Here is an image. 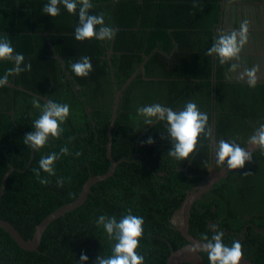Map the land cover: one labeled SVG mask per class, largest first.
Segmentation results:
<instances>
[{"label":"trees","instance_id":"obj_1","mask_svg":"<svg viewBox=\"0 0 264 264\" xmlns=\"http://www.w3.org/2000/svg\"><path fill=\"white\" fill-rule=\"evenodd\" d=\"M91 2L90 14H103L105 24L116 30L113 39L76 41L78 15L60 6V15L50 17L42 12L48 0H0V40H9L24 55L21 68L31 64V70L13 73L0 87V186L13 167L0 197V218L26 239L49 213L75 200L88 177L108 171L106 144L115 92L111 70L120 88L147 57L144 74L139 70L122 91L111 128L112 156L125 160L111 176L91 186L80 206L45 228L36 250L21 248L0 228V264H98V258L112 254L117 241L103 225H96L97 218L114 216L119 221L129 208L144 218L137 249L144 264H165L171 250L187 243L173 221L174 211L188 191L207 180L212 161L216 171L221 168L215 162V145L225 139L245 147L264 124V78L249 87L237 73L264 64L250 55L256 33L248 30L239 61L221 65L215 55H206L220 30H239L244 19L249 27L253 24V7L260 0ZM82 56L91 58L93 70L87 77L71 70ZM232 63L239 67L232 70ZM13 66L14 61H0V78ZM42 97L69 104L70 114L60 136L49 137L44 148L34 150L23 140L35 131L33 121L46 104ZM33 99L40 101V108L33 107ZM189 100L208 113L212 135L202 134L196 152L178 161L167 154L173 142L166 121L153 118L149 127L137 108L160 103L180 111ZM148 137L154 143H141ZM64 146L69 155L55 162V176L41 171L51 181L41 185L32 169L38 168L41 157L59 154ZM61 179L65 183L57 187ZM211 224L224 232L227 245L239 239L243 256L264 264V151L253 150L252 162L230 170L194 201L188 232L200 239L211 235ZM82 252L88 257L85 262L80 261ZM200 254L209 264L207 253Z\"/></svg>","mask_w":264,"mask_h":264},{"label":"clouds","instance_id":"obj_2","mask_svg":"<svg viewBox=\"0 0 264 264\" xmlns=\"http://www.w3.org/2000/svg\"><path fill=\"white\" fill-rule=\"evenodd\" d=\"M79 5V8H78ZM60 6L72 15H78V25L74 28V38L76 41L95 39L97 41L111 40L116 34V30L105 24L103 14H90L94 7L91 0H48L43 5L42 12L50 17L60 15ZM249 21L244 19L240 23L239 30L224 31L220 30L212 46L207 50L209 57L215 55L221 65L230 61H239L240 53L248 42ZM14 61V66L9 69L5 75L0 78V87H4L8 77L13 73L19 74L23 71L31 70V64L24 68L20 65L24 62V55L17 53L11 42L7 39L0 40V61ZM239 67L237 63L231 64V69L236 70ZM71 70L77 77H87L93 70L91 58L82 56L76 62L71 64ZM259 65H253L251 68H245L240 73L239 79L244 80L249 87H255L258 82L257 73ZM245 77L247 78L245 80ZM33 107L40 108V101L33 99ZM70 114V106L67 103H56L49 99L44 105L39 118L33 121L35 131L25 134L24 144L29 145L34 150L45 147L49 137L58 138L64 129L61 125L66 121ZM137 115L145 117L144 123L151 124L153 118L166 121L167 132L171 138L172 147L168 150L169 157L178 161L187 160L197 150V145L202 134L211 137L212 128L209 127V115L201 112L198 105L189 100L186 102L183 110L174 111L171 107H165L160 103H153L137 108ZM207 129V131H206ZM141 143L152 144L154 140L148 137ZM248 145L264 151V124H261L247 141ZM67 146L61 147L59 154L52 152L46 157H41L38 168L32 169L38 182L47 186L51 183L49 179L41 176V171L48 176H55V162L60 160L61 156H68ZM80 152H75L79 157ZM216 164L228 170L243 169L246 162H252V152L239 143L229 142L220 139L214 148ZM245 175L248 173L245 172ZM64 180L57 181V187H63ZM96 225H103L104 231L109 237L117 242L111 249L112 254L106 259L98 258V264H144V255L138 253L140 239L144 234V218L133 214L131 208L127 209L119 221L114 216L106 217L100 215L96 220ZM211 235L202 234L200 239L194 244H189L190 253L206 252L209 264H241L243 258V244L239 239H234L231 245L224 242V232L217 228V225L211 224L209 228ZM88 257L80 255V261L85 262Z\"/></svg>","mask_w":264,"mask_h":264},{"label":"water","instance_id":"obj_3","mask_svg":"<svg viewBox=\"0 0 264 264\" xmlns=\"http://www.w3.org/2000/svg\"><path fill=\"white\" fill-rule=\"evenodd\" d=\"M112 51V45L108 51V56L110 52ZM147 57H145V60L143 63L138 67L135 72L123 83V85L119 88L115 83V78L113 71L111 70V76L113 80L114 85V97H113V103H112V114L110 117V125L108 127V142L106 144V156L110 161V167L108 171L104 174H98V175H91L88 177V179L85 181V183L82 186L81 191L79 192L77 198L69 203H66L56 210L49 213L44 219L41 220V222L36 227L32 237L30 239H26L22 236V234L10 223L9 221H6L2 218H0V228L4 229L11 238L17 243L18 246L25 250H36L40 241L42 234L45 230V228L57 217L64 215L66 212L80 206L86 199L88 194L91 192V186L97 182L106 179L107 177L111 176L113 172L116 169V166L119 162L125 160L124 157L119 158L118 160H115V158L112 156L111 148H112V136H111V128L114 124L116 115H117V109H118V103L121 96L122 91L125 89V87L130 83L132 78L136 75V73L141 70L142 74H144V63L146 62ZM111 63V62H110ZM11 86H16L15 84L11 83ZM20 89L26 90L25 88H22L20 86H16ZM30 93H33L32 91H29ZM42 99L47 103V99L42 97ZM157 120V119H156ZM154 120L153 123L156 121ZM152 125V123L149 125V127ZM147 127L146 129H148ZM143 131L142 133H144ZM244 148L250 150L251 152L253 150H256L257 148H253L249 145L245 146ZM13 170V167H11L5 176L2 179V184L0 186V197L4 192V186L6 182L7 175ZM230 170L222 167L219 170H215L214 162L212 161L210 168H209V174L208 178L205 182L201 183L199 182L192 190L188 191L185 195V198L183 202L181 203L180 207L174 211L173 214V221L177 225L178 230L181 232V234L185 237L187 240V243L180 248H177L175 250H171L169 255L167 256L166 263L165 264H206L203 257L199 253H190L187 249L189 244H194L199 240L197 237L192 236L188 232L189 228V217H190V209L192 207V204L197 199L201 198V196L209 190V188L216 182H218L221 178H224L227 173ZM241 264H254L252 261H250L248 258L244 257L241 260Z\"/></svg>","mask_w":264,"mask_h":264},{"label":"rangeland","instance_id":"obj_4","mask_svg":"<svg viewBox=\"0 0 264 264\" xmlns=\"http://www.w3.org/2000/svg\"><path fill=\"white\" fill-rule=\"evenodd\" d=\"M244 7V10H252L249 6H242ZM254 10V21L253 24L249 27V31H252L256 33L257 40L255 41V44L252 46L250 50L251 53L254 54V56H258L259 60L264 61V59L261 57H264V1L262 3H259L253 7ZM247 51V50H246ZM245 51V52H246ZM241 54V53H240ZM243 72L237 71L238 74ZM258 78L262 77L264 78V64L259 67V71L257 73Z\"/></svg>","mask_w":264,"mask_h":264},{"label":"flooded vegetation","instance_id":"obj_5","mask_svg":"<svg viewBox=\"0 0 264 264\" xmlns=\"http://www.w3.org/2000/svg\"><path fill=\"white\" fill-rule=\"evenodd\" d=\"M260 2H261V0H260ZM242 3V5H246L244 2H241ZM262 3V2H261ZM249 5V4H248ZM250 46V45H249ZM263 59H264V57L263 56H261Z\"/></svg>","mask_w":264,"mask_h":264}]
</instances>
